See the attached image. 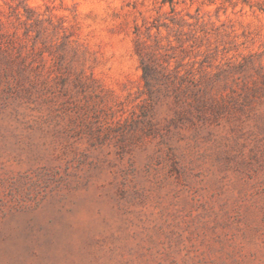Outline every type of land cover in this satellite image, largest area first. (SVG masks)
I'll use <instances>...</instances> for the list:
<instances>
[{
  "label": "rangeland",
  "instance_id": "obj_1",
  "mask_svg": "<svg viewBox=\"0 0 264 264\" xmlns=\"http://www.w3.org/2000/svg\"><path fill=\"white\" fill-rule=\"evenodd\" d=\"M0 264H264V0H0Z\"/></svg>",
  "mask_w": 264,
  "mask_h": 264
}]
</instances>
